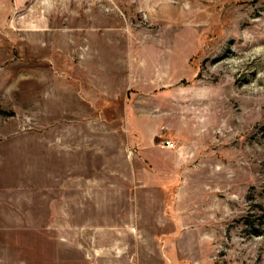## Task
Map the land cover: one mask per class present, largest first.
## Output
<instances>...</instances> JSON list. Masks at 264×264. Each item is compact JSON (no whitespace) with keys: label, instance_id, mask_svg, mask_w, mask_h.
<instances>
[{"label":"rangeland","instance_id":"obj_1","mask_svg":"<svg viewBox=\"0 0 264 264\" xmlns=\"http://www.w3.org/2000/svg\"><path fill=\"white\" fill-rule=\"evenodd\" d=\"M88 119L152 132L154 202L0 227V264H264V0H0V156Z\"/></svg>","mask_w":264,"mask_h":264},{"label":"crops","instance_id":"obj_2","mask_svg":"<svg viewBox=\"0 0 264 264\" xmlns=\"http://www.w3.org/2000/svg\"><path fill=\"white\" fill-rule=\"evenodd\" d=\"M106 98L109 100V96ZM108 109L106 102L99 115L105 116ZM44 130L8 140V149L0 156L8 170L4 179L1 169L0 185L12 189L8 194L0 193V227L57 231L110 226L112 211L134 210L140 202L149 208L154 202L150 194L154 183L150 179L158 174L144 166L154 144L153 134L149 130L144 133L140 123L119 126L88 119ZM128 143L145 148L139 155H129L125 149ZM138 186L141 194L135 192ZM63 240L55 234L49 242L62 249ZM57 249L55 257L59 259L62 255H57Z\"/></svg>","mask_w":264,"mask_h":264},{"label":"built area","instance_id":"obj_3","mask_svg":"<svg viewBox=\"0 0 264 264\" xmlns=\"http://www.w3.org/2000/svg\"><path fill=\"white\" fill-rule=\"evenodd\" d=\"M166 145L168 147H171V146H173V143L170 140H166Z\"/></svg>","mask_w":264,"mask_h":264}]
</instances>
